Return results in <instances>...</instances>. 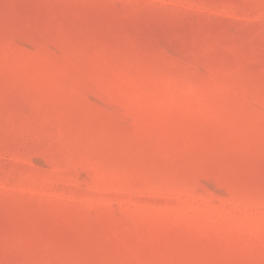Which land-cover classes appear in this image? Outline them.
I'll return each instance as SVG.
<instances>
[{"label":"rangeland","instance_id":"obj_1","mask_svg":"<svg viewBox=\"0 0 264 264\" xmlns=\"http://www.w3.org/2000/svg\"><path fill=\"white\" fill-rule=\"evenodd\" d=\"M0 264H264V0H0Z\"/></svg>","mask_w":264,"mask_h":264}]
</instances>
